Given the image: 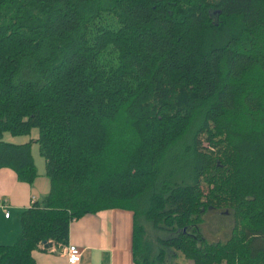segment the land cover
Masks as SVG:
<instances>
[{"label":"trees","instance_id":"16d2710c","mask_svg":"<svg viewBox=\"0 0 264 264\" xmlns=\"http://www.w3.org/2000/svg\"><path fill=\"white\" fill-rule=\"evenodd\" d=\"M33 145L49 192L0 264L111 209L136 263L264 264V0H0V169L32 184Z\"/></svg>","mask_w":264,"mask_h":264},{"label":"crops","instance_id":"0c3cea01","mask_svg":"<svg viewBox=\"0 0 264 264\" xmlns=\"http://www.w3.org/2000/svg\"><path fill=\"white\" fill-rule=\"evenodd\" d=\"M33 160L35 163L34 156ZM37 174L34 182L28 184L19 181L12 170L0 169V246H11L17 241L22 212L48 194L50 184L43 166ZM133 225V213L126 210L85 215L70 224L66 245L40 246L31 257L34 264H69L66 248L73 245L81 252L76 264H139L133 256Z\"/></svg>","mask_w":264,"mask_h":264},{"label":"rangeland","instance_id":"374dc122","mask_svg":"<svg viewBox=\"0 0 264 264\" xmlns=\"http://www.w3.org/2000/svg\"><path fill=\"white\" fill-rule=\"evenodd\" d=\"M29 138H9L10 141H14L15 143H20ZM33 151V152H32ZM31 153L35 158V165L38 169H41L43 166L44 170V160L39 155L37 145H33L31 147ZM232 218L230 214L226 211L220 212H210L204 215V222L201 225L202 235L209 242H224L230 235V230L232 227ZM139 224L144 228L145 231V239L149 241L153 246H155L156 251V239L158 237H162L158 231L154 230L152 225L143 220L139 221ZM156 252L152 254L155 255ZM168 264V263H167ZM170 264H191L189 261L185 260L182 256H179L177 259L170 260Z\"/></svg>","mask_w":264,"mask_h":264},{"label":"built area","instance_id":"2783aa9c","mask_svg":"<svg viewBox=\"0 0 264 264\" xmlns=\"http://www.w3.org/2000/svg\"><path fill=\"white\" fill-rule=\"evenodd\" d=\"M66 252L69 264H76L77 262H79L81 252L76 246H67Z\"/></svg>","mask_w":264,"mask_h":264},{"label":"water","instance_id":"95a60500","mask_svg":"<svg viewBox=\"0 0 264 264\" xmlns=\"http://www.w3.org/2000/svg\"><path fill=\"white\" fill-rule=\"evenodd\" d=\"M42 245H45L46 247H49V244H46V243H43ZM42 245H41V246H42Z\"/></svg>","mask_w":264,"mask_h":264}]
</instances>
